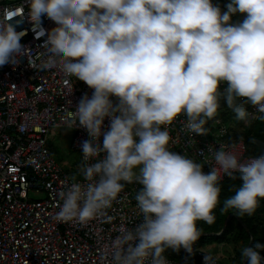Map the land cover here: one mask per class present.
Masks as SVG:
<instances>
[{
    "label": "clouds",
    "instance_id": "clouds-1",
    "mask_svg": "<svg viewBox=\"0 0 264 264\" xmlns=\"http://www.w3.org/2000/svg\"><path fill=\"white\" fill-rule=\"evenodd\" d=\"M44 16L56 27L46 32ZM27 18L46 37V67L92 89L61 117L89 139L83 181L65 182L56 220L105 215L135 180L142 219L111 241V264H170L167 249L191 254L197 222H214L225 175L241 183L220 210L254 214L264 200V151L242 159L235 145H209L214 164L205 172L169 148L167 126L183 115L188 130L205 134L221 99L238 120L254 115L246 104L264 120V0H228L224 10L213 0H28ZM19 23L0 16V66L23 55ZM262 250L256 241L240 252L247 264H264Z\"/></svg>",
    "mask_w": 264,
    "mask_h": 264
},
{
    "label": "built area",
    "instance_id": "built-area-1",
    "mask_svg": "<svg viewBox=\"0 0 264 264\" xmlns=\"http://www.w3.org/2000/svg\"><path fill=\"white\" fill-rule=\"evenodd\" d=\"M27 12L28 0H0V16L19 21L16 30L24 32L23 55L14 64L0 66V264H111V241L142 219L135 200L142 186L135 180L125 182L105 215L83 223L55 219L62 203L58 193L65 182L83 181L81 144L89 137L82 127L69 129L78 166L68 171L51 153L50 131L66 128L61 117L83 95L91 96L92 89L46 67V37L33 27ZM41 27L47 32L56 25L44 16ZM220 87H226V82ZM245 106L254 114L248 119L257 120L259 113L250 104ZM108 123L105 119V128ZM204 127L205 134L188 130L181 115L167 126L172 138L169 148L204 164L205 172L214 164L209 145L216 149L235 145L242 159L255 156L246 154L241 140L226 141L227 126L220 117ZM203 255L197 250L195 263L179 252L177 257H166L170 264H204Z\"/></svg>",
    "mask_w": 264,
    "mask_h": 264
},
{
    "label": "trees",
    "instance_id": "trees-1",
    "mask_svg": "<svg viewBox=\"0 0 264 264\" xmlns=\"http://www.w3.org/2000/svg\"><path fill=\"white\" fill-rule=\"evenodd\" d=\"M214 3L220 5L224 10V6L228 0H213ZM237 19V17H233ZM217 117H220L227 126L226 141L235 142L241 140L244 143L247 155H258L264 151V120L257 119L248 123L244 120H238L235 113L227 107L226 102L221 99L220 108L218 109ZM254 141V142H253ZM220 204L214 210L215 220L209 224L204 221H198L197 226L201 229V236L193 247V252L189 254L183 249L184 254L191 258L192 263L196 262V252L200 247L211 243L237 244L242 243L240 248L235 249L232 262L234 264H247L245 258L241 256V248L252 246L256 241L264 243V200L260 202L252 216H237L234 210L221 211V206L227 197L235 192V188L239 186L241 181L225 177L221 180ZM227 220V221H226ZM182 248L179 250L181 253ZM182 252V253H183ZM170 255L176 257V254L171 249H167L165 256ZM264 256V250L261 251Z\"/></svg>",
    "mask_w": 264,
    "mask_h": 264
},
{
    "label": "rangeland",
    "instance_id": "rangeland-1",
    "mask_svg": "<svg viewBox=\"0 0 264 264\" xmlns=\"http://www.w3.org/2000/svg\"><path fill=\"white\" fill-rule=\"evenodd\" d=\"M72 132L69 129L66 128H59V129H52L50 131V150L53 155V157L59 162L60 164L65 161L69 163V166H78V158L77 154L72 151L70 148V141H71ZM172 150V149H171ZM175 151V150H173ZM32 199H38L39 197L31 196ZM226 246L231 254L233 255L235 252V249L240 248L242 246V243L237 244H227L223 245ZM206 252L205 250H202Z\"/></svg>",
    "mask_w": 264,
    "mask_h": 264
},
{
    "label": "crops",
    "instance_id": "crops-1",
    "mask_svg": "<svg viewBox=\"0 0 264 264\" xmlns=\"http://www.w3.org/2000/svg\"><path fill=\"white\" fill-rule=\"evenodd\" d=\"M68 164L69 163L63 161L61 163V166L63 168H65L66 170L71 171L73 168L71 166H69ZM239 243H241V242H239ZM199 250H201V251L205 250L206 252H208V251L212 252V254L217 257L219 264H234L232 262V260H233L232 258L234 256V254L230 255L231 254L230 250L226 246H222L221 243L218 244V243L214 242V243H211L209 245L200 247ZM172 252L175 253L176 257H177V252H179V251H173L172 250ZM182 252H183V248H182L181 254H184V252L183 253ZM168 256L171 257L170 255H168Z\"/></svg>",
    "mask_w": 264,
    "mask_h": 264
}]
</instances>
